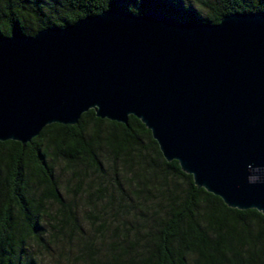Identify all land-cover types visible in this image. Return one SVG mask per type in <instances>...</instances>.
Returning <instances> with one entry per match:
<instances>
[{"label":"trees","instance_id":"trees-1","mask_svg":"<svg viewBox=\"0 0 264 264\" xmlns=\"http://www.w3.org/2000/svg\"><path fill=\"white\" fill-rule=\"evenodd\" d=\"M113 6L212 24L264 12V0H0V36ZM0 264H264V214L199 188L136 116L90 109L25 146L0 141Z\"/></svg>","mask_w":264,"mask_h":264},{"label":"water","instance_id":"water-1","mask_svg":"<svg viewBox=\"0 0 264 264\" xmlns=\"http://www.w3.org/2000/svg\"><path fill=\"white\" fill-rule=\"evenodd\" d=\"M90 109L136 116L199 188L264 214V12L212 24L113 6L0 36V141L25 146Z\"/></svg>","mask_w":264,"mask_h":264},{"label":"rangeland","instance_id":"rangeland-1","mask_svg":"<svg viewBox=\"0 0 264 264\" xmlns=\"http://www.w3.org/2000/svg\"><path fill=\"white\" fill-rule=\"evenodd\" d=\"M72 197V196H71Z\"/></svg>","mask_w":264,"mask_h":264}]
</instances>
